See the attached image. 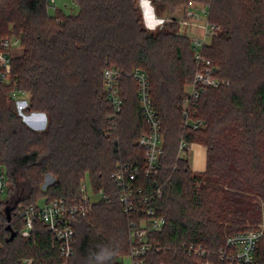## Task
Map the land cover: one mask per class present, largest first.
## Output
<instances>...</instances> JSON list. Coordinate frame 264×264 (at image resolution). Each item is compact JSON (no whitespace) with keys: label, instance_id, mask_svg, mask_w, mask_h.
I'll return each mask as SVG.
<instances>
[{"label":"trees","instance_id":"16d2710c","mask_svg":"<svg viewBox=\"0 0 264 264\" xmlns=\"http://www.w3.org/2000/svg\"><path fill=\"white\" fill-rule=\"evenodd\" d=\"M75 1L78 13L50 14L49 0H0V35H15L22 46L10 84H0V164L9 181L0 201V264H63L53 233L36 220L23 236L19 213L41 197L80 198L86 177L108 199L74 220L68 264H121L128 254L130 215L112 173L121 163L145 162L138 139L148 125L126 74L135 68L149 76L164 139L158 173L141 171L136 182L163 193L149 204L165 223L149 234L144 264H201L185 250L192 243L205 246L211 264H225L218 252L227 237L264 221V0H199L220 28L204 48L219 84L194 104L197 128L186 124L183 108L185 86L198 70L183 26L170 21L149 30L137 0ZM152 2L162 12L191 0ZM107 67L124 73L119 112L107 100ZM14 88L30 95L28 113L46 115L44 128L23 119L7 94ZM195 142L207 149L202 172L187 156ZM256 254L264 264V240Z\"/></svg>","mask_w":264,"mask_h":264},{"label":"built area","instance_id":"2783aa9c","mask_svg":"<svg viewBox=\"0 0 264 264\" xmlns=\"http://www.w3.org/2000/svg\"><path fill=\"white\" fill-rule=\"evenodd\" d=\"M179 23L189 29L188 35L193 47V58L198 65V70L188 85L187 95L183 102L186 124H191L197 128L202 125V121L191 119L193 106L208 86L219 84L218 79L214 76V66L211 60L204 55V48L217 33L220 26L209 20V5L206 4L188 8L184 18L179 19ZM21 47L20 40L15 35H0V84H10L15 57L14 50ZM126 74L133 77L137 83L138 100L148 125V131L138 139V144L144 149L145 162L143 167L133 166L127 162L121 163L113 171L112 177L121 188L119 201L123 205L124 211L130 215L129 238L131 246L128 256L131 264H144L146 255L152 249L149 234L161 229L165 223V217L157 216L155 208L149 204L155 197H161L163 193L158 186L153 192H146L144 185L139 186L136 182L141 171H144L146 175L158 173L164 139L162 121L153 104L147 72L135 68ZM123 75L124 73L116 67H107L104 71L107 100L113 105L115 112H119L123 104V98L120 94ZM20 93L22 95L27 92L18 88L10 89L7 92L8 96L16 102L19 113L30 126L38 129L44 128L47 124L46 115L37 112L28 113L30 96L22 97ZM33 115L38 116L34 118ZM30 116L31 118H29ZM186 146L184 142H181L180 153H185L184 147ZM8 188L9 181L6 169L0 164V201ZM82 191L83 194L80 198L61 196L50 200L46 199L43 206L37 202L24 207L19 213L25 222L22 230L23 236L30 235L36 220H41L46 225L47 230L53 233L59 241L63 264H68L75 255L74 220L78 217L88 216L92 212L95 202L108 199V195L103 189L93 191L90 194L85 183L82 185ZM262 240H264V221L259 226L229 235L218 255L225 264H258L256 252ZM184 247L189 255L201 259V264H211L209 260H205L208 251L202 244L192 243Z\"/></svg>","mask_w":264,"mask_h":264},{"label":"rangeland","instance_id":"374dc122","mask_svg":"<svg viewBox=\"0 0 264 264\" xmlns=\"http://www.w3.org/2000/svg\"><path fill=\"white\" fill-rule=\"evenodd\" d=\"M203 4H205V2H203V1L191 0V2H189L188 4L178 6L174 10L170 11L169 9H165L162 12H158L154 3L152 2V0H137V6L142 10V13H143L144 24L147 26V28L149 30H152V31L157 30L164 23H167L170 21L179 22V19L184 18L185 12L188 8H190L192 6H194V7L200 6ZM48 9H49L50 14H55L57 12V10H59V9L65 13H67V14L68 13L69 14H76L79 11V5L75 0H49V8ZM11 27H12V25H11ZM183 30L187 34L189 33L188 32L189 29L184 27V26H183ZM10 35H12V34H10ZM21 51H22V48H18L16 50H14L15 56L21 54ZM189 83L190 82H188L185 86V92L188 90ZM135 85H136V89H137L136 81H135ZM20 95H21V93H20ZM21 96L27 98L30 95L27 92L25 94H22ZM37 116L33 115L34 118H36ZM29 118H31V116ZM24 120L26 121L25 118H24ZM47 179L51 180V176H48ZM85 185L87 186L88 191L91 194L93 192V188H92V183H91L89 177H86ZM7 192H8V190L4 193L2 199H6ZM94 196H96V194H94ZM45 200H46L45 197L39 198L38 204L40 206H43ZM260 224L257 223L252 227L259 226ZM98 258L102 259V256L100 255ZM97 261H99V259H97ZM120 261H121V264H131L130 257L128 256V254L125 255L124 257H122ZM26 264H29L28 261L26 262Z\"/></svg>","mask_w":264,"mask_h":264},{"label":"crops","instance_id":"0c3cea01","mask_svg":"<svg viewBox=\"0 0 264 264\" xmlns=\"http://www.w3.org/2000/svg\"><path fill=\"white\" fill-rule=\"evenodd\" d=\"M187 156L190 167L197 172H202L207 166V149L201 143H192L188 146Z\"/></svg>","mask_w":264,"mask_h":264}]
</instances>
